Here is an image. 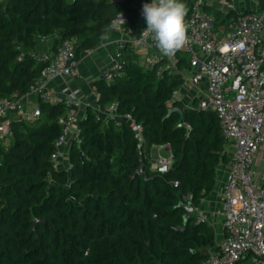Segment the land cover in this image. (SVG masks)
Returning a JSON list of instances; mask_svg holds the SVG:
<instances>
[{
	"label": "trees",
	"instance_id": "trees-1",
	"mask_svg": "<svg viewBox=\"0 0 264 264\" xmlns=\"http://www.w3.org/2000/svg\"><path fill=\"white\" fill-rule=\"evenodd\" d=\"M121 12L135 23L129 3L0 0V97L24 96L40 79L38 36L58 33L55 45L77 38L79 57L103 42ZM187 57L179 54L180 69ZM118 59L125 64L111 84L95 81L99 110L116 103L142 125L147 150L169 146L171 169L151 171L130 124L103 121L88 107L70 168L59 170L51 157L67 109L40 101L41 117L15 125L8 151L0 146V264H201L217 250L214 229L194 218L184 224L180 206L186 194L195 205L210 196L229 161L217 115L198 99L190 107L173 100L182 80L142 66L127 43Z\"/></svg>",
	"mask_w": 264,
	"mask_h": 264
},
{
	"label": "built area",
	"instance_id": "built-area-1",
	"mask_svg": "<svg viewBox=\"0 0 264 264\" xmlns=\"http://www.w3.org/2000/svg\"><path fill=\"white\" fill-rule=\"evenodd\" d=\"M116 6L130 4L136 20L132 25L128 16L118 13L112 26L132 33L130 40L122 41L118 53L101 73V79L111 84L125 64L120 51L127 43L139 63L148 68H157L158 75L169 72L182 80L181 89L191 88L199 100V109L214 112L219 120L225 141L227 164L217 172L218 201L213 210L207 207L206 198L193 204V218L196 225L211 226L222 240L210 256L201 264H264V7L262 0H249L253 8L238 13L233 2L222 8L217 18L212 9L213 0H186L188 42L174 56L163 55L152 40V34L143 36L147 22L143 6L148 0H110ZM182 1V0H181ZM245 1V0H244ZM136 26V31L132 26ZM58 33L51 37L38 36L46 47L37 51L34 57L44 66L37 83L24 96L15 94L10 98L0 97V146L8 151L13 145L15 125L34 122L41 117L39 102L53 105L64 104L66 114L59 118L61 134L55 142L51 160L56 168L64 160V148L79 140V118L77 110L82 102L78 91L63 87L59 92L51 89L58 78L80 75L81 55L77 38L65 39L55 45ZM187 54L188 66L179 68V54ZM175 91L173 100H180ZM186 104V103H185ZM187 105L188 107L191 106ZM118 105L110 104L105 119H114L118 124H130L140 144V152L150 163V169L167 173L173 163L170 151L168 157L153 161L148 156L142 125L130 116H121ZM99 112V113H100ZM100 118V116H98ZM187 128H190L187 125ZM227 145V147H226ZM71 147V146H70ZM158 152L166 147L155 146ZM168 151V150H167ZM140 173H144L143 170ZM174 187L179 188L178 182ZM192 195L183 196V202H192Z\"/></svg>",
	"mask_w": 264,
	"mask_h": 264
},
{
	"label": "crops",
	"instance_id": "crops-1",
	"mask_svg": "<svg viewBox=\"0 0 264 264\" xmlns=\"http://www.w3.org/2000/svg\"><path fill=\"white\" fill-rule=\"evenodd\" d=\"M186 0H182L181 2L185 3ZM244 0H237L233 2L235 6L236 12H238V8L240 7V4H242ZM227 3L229 6L230 1L227 0H213L212 9H214V13L216 16L220 18V15H222V11H220L222 8L227 7ZM252 4V3H251ZM249 10H252V8L245 9L243 12H249ZM240 13V12H238ZM136 29V26H134ZM136 30H134L135 32ZM132 33H127L125 29L115 28L111 26L109 33L107 37L103 40V42L91 53H83L81 55V63H80V75L78 77H65V78H58L55 81L52 82L51 89H53L54 92H59L63 87H69L73 91H78L82 105L77 110L78 118L81 120L84 118L86 110L88 107H93L97 110L98 116H100L103 121H106L105 117L106 114H103L100 112L99 107L97 105L98 100V94L95 91V81L101 79V73L102 70L106 67H108L111 63V60L116 56L118 53V46L119 44L124 41H128L132 38ZM46 47L43 45L39 46V51L45 50ZM187 67V66H186ZM185 68V67H184ZM100 112V113H99ZM21 126V125H19ZM72 144V142H71ZM70 143L68 146L64 148V160L62 163L58 166L59 170H65L68 171L70 168L69 163V151H70ZM166 151L170 153L171 149L169 146H165ZM155 146L150 148V151L147 150L148 156L151 157V151L154 149ZM149 151V152H148ZM165 152V151H164ZM225 152H227L225 150ZM162 152L159 153V155ZM207 207L209 210L215 209L218 201V195L216 198L208 196L206 198Z\"/></svg>",
	"mask_w": 264,
	"mask_h": 264
},
{
	"label": "clouds",
	"instance_id": "clouds-1",
	"mask_svg": "<svg viewBox=\"0 0 264 264\" xmlns=\"http://www.w3.org/2000/svg\"><path fill=\"white\" fill-rule=\"evenodd\" d=\"M186 15L187 9L181 0H152L151 4L143 6L147 22L143 36L151 33L160 52L168 57L174 56L188 42ZM122 16L121 13L120 22L125 23Z\"/></svg>",
	"mask_w": 264,
	"mask_h": 264
},
{
	"label": "rangeland",
	"instance_id": "rangeland-1",
	"mask_svg": "<svg viewBox=\"0 0 264 264\" xmlns=\"http://www.w3.org/2000/svg\"><path fill=\"white\" fill-rule=\"evenodd\" d=\"M248 8H253V5L251 4V2L249 0H245V1L242 2V4H240V7L238 8V12L242 13L245 9H248ZM39 45L41 46V44H39ZM179 90H180V93L178 94V97L180 99H184L185 103L187 105H190L191 101L193 100L194 95H195L194 91L191 88H188V87H184L183 89L180 88ZM163 147H165V146H163ZM226 147H227V145H226ZM160 156L161 157H168L169 153L167 151H165V152H162L159 155V152H158V150L156 148L152 149V151H151V159L153 161H157ZM218 189H219V187L217 185L216 189L211 193V197H214V198L217 197ZM221 240H222V238L220 236H217L216 245L215 246H218L220 244ZM213 250H214V248H209L205 252L211 253Z\"/></svg>",
	"mask_w": 264,
	"mask_h": 264
},
{
	"label": "water",
	"instance_id": "water-1",
	"mask_svg": "<svg viewBox=\"0 0 264 264\" xmlns=\"http://www.w3.org/2000/svg\"><path fill=\"white\" fill-rule=\"evenodd\" d=\"M142 174V173H141ZM180 206L183 207V209L186 211V215L184 216V224H187L189 221L193 220V202L188 203H181ZM40 223V220L34 221V226L37 227V225Z\"/></svg>",
	"mask_w": 264,
	"mask_h": 264
}]
</instances>
